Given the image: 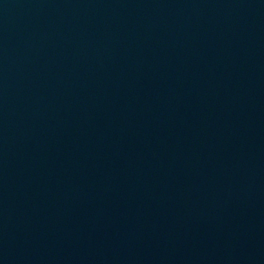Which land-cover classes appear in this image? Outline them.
Here are the masks:
<instances>
[{
    "label": "water",
    "instance_id": "1",
    "mask_svg": "<svg viewBox=\"0 0 264 264\" xmlns=\"http://www.w3.org/2000/svg\"><path fill=\"white\" fill-rule=\"evenodd\" d=\"M0 264H264V0H0Z\"/></svg>",
    "mask_w": 264,
    "mask_h": 264
}]
</instances>
